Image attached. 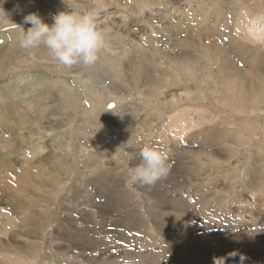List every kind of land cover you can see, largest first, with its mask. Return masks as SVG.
<instances>
[{"label":"rangeland","instance_id":"1","mask_svg":"<svg viewBox=\"0 0 264 264\" xmlns=\"http://www.w3.org/2000/svg\"><path fill=\"white\" fill-rule=\"evenodd\" d=\"M60 1L63 2L65 6L69 7L73 11H77L78 13H88L93 11L97 13L96 26L97 29L105 37L107 43L109 42V50H102L100 52L98 56V58L100 59H97L98 62L96 61V64L94 63L95 65H97L98 63V68H96L93 64V72L95 73L91 72L92 76L90 75L91 73H89L90 70L87 68V65L77 63L74 66H78L81 68V72L78 73L79 77L76 74L78 77V81L84 73L87 75V77L89 76V80H87V82H89L90 85L98 84V87L102 85H104L105 87H101V90L97 89L99 94H97L96 91H93L94 89L92 87H90V89L83 88V85L81 86L78 81L72 82L70 85L72 87H68V89L65 86L64 88H62L64 92L72 94V96L80 103L78 102L76 105V107H78L76 108L77 111L75 113V121L70 125V129L75 130V132L70 136L67 135L68 133H61L62 136L58 133L62 140L59 139V141H57L56 139V141L52 143L53 147H47V149L50 151V153L48 154H50L51 156V152H53L54 156V152L57 151L56 155L58 157L59 164H57L58 166L56 165V167L59 169L61 176L59 177L58 182L56 181L57 183L52 182L47 186H40V188L37 187L36 184L30 186L31 182H29L30 191L28 197L25 199H27V205L30 203V211L28 212L27 210H24V219H19L18 211L15 212L16 214L11 211L15 215H10V217L13 220L18 221L17 224H19L20 226V231H17V226L15 228L13 227L12 229L10 225H7L11 228V230L10 228H7V230L10 231H0V241L8 249H12L13 247L24 248L26 246L29 254L31 255V258H25L26 261L28 260V263H25L23 259H19L22 260L23 263L16 262L15 260L5 261L1 257L3 254L0 253V264H33L34 262H36L34 264H117L121 260L124 262L123 264H132V259L127 258L131 253H133L134 259L138 261L137 264H145L146 262H148V264H152L151 260L140 262L143 254L150 255L155 259H160V261H163V263L167 262V264H264V247L254 252L255 249H253V247H250V241H246L245 243L242 242L244 244L243 245L241 243L243 245L242 246L240 245V243L238 244V242L233 240L237 237H248L249 235L258 233V231H264V157L261 163H257L256 165L253 163L256 158L255 154H262L264 156V108H262L264 107V103L258 105L259 107H255L253 110L254 112L249 111L248 113L239 114L235 111H232L231 108L221 100L225 99L226 97H233L235 95L237 84L232 81H229L228 83H220L218 86H216V91L212 93L209 92L207 87V82L210 78L209 65L206 60H203L195 68V72L198 71L200 73L198 82H196L197 79L195 77H188L185 73H181L180 81H172L170 73L174 71L175 66L172 62L168 60L166 61V59L165 61L162 60H164L165 58L164 55L173 52V48H175L176 51H179L181 49L180 43L176 42V46L174 47V39L165 37L163 44L160 46L164 50H161L158 47V42L156 41L162 35L160 33V36H157L159 35L157 32L160 26H166L165 24H163L164 21L160 16L161 14H164L167 18H171L172 22L177 23V21L181 22V14L184 12L182 14V18L184 17L185 22L187 24H190V27L188 33H183L182 36L188 35L198 37L203 35L208 40L211 34L217 32L215 30L211 33L210 28L218 29L217 26L222 25V22H218V20L222 19V16H225L226 19L228 18L227 20L231 21V23L232 21L236 22L243 16L245 17V19L255 18L258 16L262 17L261 19L264 20V0H171L172 4L170 5H168L165 0ZM6 9L9 10V8ZM245 9L249 10L250 13H242ZM49 12L50 13L46 12V16H48V18H46L47 21L49 20L51 25L53 23L52 16L56 13H53L51 11ZM188 12L190 13L189 15ZM189 16L191 18H189ZM172 27L174 26H171L170 28ZM222 29L223 27H221L220 31H222ZM172 34L173 33L170 32L169 36L173 37ZM235 34L236 33L234 31L231 32V35L235 36ZM124 35L125 37L128 35V38H124ZM182 36L179 35L180 38H183ZM186 52L188 51L186 50ZM4 55H8V51ZM146 56L148 57V59H145L143 63L148 64V67L143 68L142 61L141 65H139L142 67H137L138 70H142L141 72L143 74L141 72H138L140 73L138 75H135V73L132 74L129 70H127V68H125V70L123 69L121 72H118L119 74L113 73L111 75L108 72H103L105 69L104 67L108 69L109 64L112 61L121 60L122 64L130 65L133 59L142 57L140 60H143ZM14 58L17 61L11 63V65L14 66L15 69H17V72H19L20 75L23 73L21 75V78L24 79L25 77L26 80L31 79V77L28 76L33 68H28V62L31 63V61L33 60L32 57L30 55H27L24 58L17 53ZM102 61L103 63H101ZM104 62L108 64L106 65V63L104 64ZM38 63H41V60H39ZM163 63H165L170 73L167 72L166 75L159 76L161 71L164 70L165 67ZM238 67L242 68L243 70L248 68L247 65H245L244 67V65L242 64H240V66ZM134 68L136 69L135 65ZM148 70L150 71L149 75L147 74ZM262 71L263 70H260L264 78V71ZM48 72H50L49 69ZM121 73L122 77L120 75ZM55 74L56 73H53L52 75ZM168 74L170 76H168ZM58 76H60L59 79H63L61 78V74H58ZM111 76L114 78H111ZM37 78L38 77L36 76V74H34V77H32V79L34 80H36ZM90 78H93V80L91 79V81ZM108 78H111L112 80L114 79L116 81L119 79L117 81L119 83L117 85L118 88L116 91H125L126 93H129L122 94V96L116 95L115 97L114 95L113 97H109L111 91H108L106 88L109 89V84L112 80ZM155 78H162L164 82H168V87L166 86L167 90L165 92L163 90L159 92L156 86H152L150 84V81ZM64 79L66 82H69L70 77L66 76ZM95 82L97 83L95 84ZM98 82H100L101 85H99ZM183 83L186 86H196V94L203 93L204 102L200 103L199 106L197 105V107L200 109H206L208 111V118L205 117V120L202 123H194L193 121L189 120L191 119V116L196 117V121L199 120V118L195 114L190 112L185 116L184 124L192 126V128H195V126H197V130H200L203 126H206L208 128L212 125H218V134H223V136L212 137L210 139L209 147L205 148H211L210 150H213L214 152L204 151L201 154H196V151L200 149H193L189 151L191 152L190 159H192L193 162L199 164L200 166L199 172H197V174L199 176H204V179L207 176L209 177L204 181H195L196 183L193 181L192 185H190L191 183L188 182L192 178H190L191 176H189V174L183 170L186 166L185 164L188 165L190 161L187 160L184 162L183 156L173 159H169L167 156L170 163H167L168 170L166 175L160 177L152 185V187L145 186L143 188V190H145L144 192L139 188V183L133 184L129 181V169L139 164V152L147 144V146H153L157 148L156 144L161 145L160 142H163V144L168 146L169 149L171 148V141L178 135H176L175 133L171 134V132L167 130L166 124L168 123L169 119L172 116L177 115L182 108L191 106L190 104L185 103L181 106L174 105L172 107L163 109H160L162 107H159L157 109V106H153L151 103H155L156 105L157 103L161 102L162 97L166 95L170 98L171 94H174V96L172 97L176 99V97L178 98V95L190 94L187 91L183 92L182 88H180L181 91L178 90L179 86H181ZM16 84L13 88L16 95L18 96L22 94V96H26V93L20 81ZM1 87L2 84L0 85V88ZM73 89L75 91H78L79 94L75 93ZM18 90H21L22 93L18 92ZM2 91L6 90L0 89V92ZM6 92L10 93V91ZM46 93L51 94V90L47 91ZM87 94H96L99 100H102V102L98 106L99 111L96 110L92 114V116L89 115V117H86L85 120H83L84 116L82 113L84 111V108L87 110V108L89 107L87 106L88 103H85ZM115 98L117 99V101L118 99H121L120 104H116V107L112 111L108 110L107 113H101L104 105L109 106L110 103L115 102ZM147 105H152V107L158 110V113L160 112L163 114L162 119L158 122V126L161 128L163 127L159 133H157V129H154L152 127L149 128L150 130L145 128L139 130V127L141 128L140 120L141 117L144 116V111L151 109V107H148ZM120 107L121 110L128 107L127 113L129 115L131 113L132 115L130 116L132 117V119H136V124L133 125L128 131H125L122 128L121 123L113 122L116 120L115 118L112 119L113 113ZM198 108L192 109L193 111H196ZM27 112L30 118L34 119L36 107L32 105L27 109ZM2 114V108H0V115ZM217 116H219V119ZM9 117L10 115L8 116V118ZM214 118L217 119L215 120ZM156 121H158V118L155 120V123ZM249 126L253 127L251 131ZM137 128L139 132H133ZM164 128L167 131H165ZM188 131H190V129ZM194 133H196V131L191 132L187 136V138H189ZM153 134L154 137L152 136ZM234 134L235 138H230ZM224 137H226L227 139L224 140ZM89 138L92 139V142L87 145L91 153H87V151L82 150ZM182 140H180V142ZM64 141L69 142L67 143ZM197 141L199 142V144H202V139L198 138ZM148 142L152 144H149ZM180 144L185 145L186 147L190 145L187 144L186 141L185 143H183L182 141ZM215 144H218V146H215ZM59 145L63 147H59ZM1 147L2 152H4V144ZM195 147H197V145H195ZM105 149L110 152L109 159H103L100 163H94V165H90L87 168L83 167L82 159L89 158L90 155L99 154L102 150ZM168 151L169 150L166 149L164 153L167 154ZM23 153H28L26 145H23L17 152V156H21V162L23 161ZM13 155L15 156V154L11 155L12 158L14 157ZM66 155H68V160L66 158ZM46 158H48V155L44 156L42 159ZM7 160V157L1 158L3 164H5L4 162H7ZM14 161L15 159L11 162L13 169L20 170V166L15 165ZM182 163L183 165H181ZM49 166L51 167V164H45L44 168L47 169L49 168ZM174 167H176V169H179V171L182 173L171 174ZM47 170L49 173L51 172V169ZM106 170H112L110 173L108 172L110 177H106V180L103 181V184L99 186L101 177H97L95 172H101L104 174ZM255 170H258L261 174V180L259 181L260 184L258 185L253 183V172ZM3 171L5 170H0V195L2 192H4L5 195L4 202L0 203V208H5V211L6 209L11 210V206L13 205H18L19 203L16 202V200L20 199L21 201L22 198H18V187L12 182L14 181L15 183H17L16 179H14V175L11 178L10 170L4 172V174L6 175L2 174ZM219 171H223V174ZM48 172L46 171L50 179L51 176L48 174ZM221 174L224 175V177H222ZM199 176H197V178H199ZM41 177L42 174L37 178ZM164 177H166V180ZM170 177L174 180L169 179ZM4 178H9L10 187L6 188V186L4 185ZM176 180L178 182H176ZM184 181H187V187L184 185ZM116 182H118V184L120 183V185L122 183L124 187L119 188L118 186V188L116 189ZM171 183L173 184L171 185ZM108 184H110L112 187L108 186ZM158 186H160L161 188H158ZM103 187L104 189H102ZM155 187L158 189H156L157 191L155 190ZM149 188L151 189L150 191H152L150 193L148 191ZM178 189L181 190L180 193L176 191ZM164 190L166 191V193ZM108 191L113 192L110 193ZM116 191L117 193H115ZM154 191H156L157 193ZM120 192H128L130 194L131 198L128 205L127 203L120 204L116 202L120 199L118 198ZM95 194L97 195V197ZM173 194L174 197L179 194L181 199H185L187 197L185 200L189 201L188 207L190 208V214L194 217L192 222L193 224L194 222L196 224L193 226V228L190 227L192 228V230L189 228V231L194 230L195 232H199L201 234H207V231H217L218 234H220L221 232H230L228 235L219 236L217 239L219 241H229L230 245L227 248L230 247L229 251L236 252L235 257H238L239 255H237V253H240L242 251V254L240 253L239 257L240 259H236L235 261H233L234 256H232V253L228 252L229 257L226 261V248L219 243L208 246V248H204L202 246V248L200 245H194V242L192 241L191 244L193 246V250L190 254H186L187 252L182 249L186 248L183 246V244H179L180 246L182 245V248L180 249L181 251L179 250V253L177 249H174L172 250V252H164L163 256L161 257L160 249L168 247L166 246L167 241L164 238L163 234H160L156 225L152 221H149L148 212H146V209L148 207L151 208L153 212H159L155 207L156 202L158 204V201H162L161 205L163 207H166L163 202L173 198ZM162 195H165L166 197H163ZM110 196H112L113 198V201H111L112 205L115 199V203L118 206L111 208L110 211L105 214L101 213L100 211L99 213L96 210V207H98L99 209L100 206H105L107 200H111L109 199ZM94 204L96 205L95 207ZM221 204L228 205L231 211H227V213L223 211ZM125 210L127 211V213ZM163 212L166 215L168 214V211L166 210H163ZM134 214H137V218L144 221L147 225H150H148V229H135L136 217H133ZM139 214L141 215V217ZM92 215L94 216L92 217ZM0 216L2 215L0 214ZM29 217L31 218L30 224L27 223V219ZM242 217H245V219L243 220ZM254 217L256 218L254 219ZM169 220L166 219V223H168L169 228L171 227V229H174L176 231L177 227L179 228L178 230L181 231V229L183 228V224L179 223L178 226H176L173 224H169ZM242 222L245 223L243 224ZM24 223L26 224L22 227ZM117 224L121 225L122 227ZM0 226H4V224H1ZM85 226L88 228H86ZM116 227L118 229H116ZM115 229L117 231L119 230V234ZM81 231L84 233H82ZM131 231H138L140 233L133 235ZM145 231H148L149 233ZM125 232H129L127 233L128 235H125ZM110 233L112 235H110ZM96 234L98 236L101 234L100 237L103 239L100 238V240H98L99 237ZM115 234L119 235V237ZM62 235H66V237H63ZM132 235L134 236L135 241L128 246L124 239L126 237L131 238ZM73 238L76 240H74ZM142 244H146V246L144 247V245ZM233 248L236 251H234ZM250 250H253V252H251ZM174 251H176V253ZM64 253L66 254V257H63ZM230 256H232V258ZM242 256L243 260L241 259ZM124 257L127 259V261ZM104 258H106L107 261ZM128 259L130 261H128ZM182 259L184 260L182 261Z\"/></svg>","mask_w":264,"mask_h":264},{"label":"bare ground","instance_id":"2","mask_svg":"<svg viewBox=\"0 0 264 264\" xmlns=\"http://www.w3.org/2000/svg\"><path fill=\"white\" fill-rule=\"evenodd\" d=\"M165 2L168 5L172 4L171 0H165ZM0 7H2V10L8 15L10 22L16 24L17 26L22 27L25 31H27V29L29 27H31V25L22 24V20H23L24 15H27L30 13H37L43 19V21L45 23L50 25L49 20L47 21L48 16H46L47 15L46 12L50 13L49 11H51V12L57 14L58 12H61V11H66V12L73 11L69 7L65 6V4L63 2H61L60 0H6V2H4L2 5H0ZM6 8H9V10H7ZM187 11H185V12H187ZM74 12H77V11H74ZM242 13H250V11L245 9V10H243ZM182 14H181V22L177 21V23L172 22L171 18H167L164 14L160 15L164 21L163 24H165L168 27H166V26L164 27V25H161L160 28L158 29L157 33L159 35H157V36H160V33L162 34L161 37L156 40L158 42V43L156 42L158 44V47L161 50H164L160 46L163 44L165 37H168L169 39L170 38L174 39V47L176 46V42L180 43L181 49L179 51H176V49L173 48V52L170 54L164 55L165 58H164V60H162V61H165V59H166V61L168 60L174 64L175 68H174V71L172 73H170L168 68L166 67V65H165L166 62L163 63L165 65V67H164V70L161 71L160 75L157 72L156 73L159 76H161V75H166L167 72H169L171 74L172 81L177 80V82L181 80V78H180L181 73H185L188 77H195L197 79L196 82H198V77H199L200 73L198 71L195 72L196 71L195 68L203 60H206L208 62V65H209V77L210 78H209V81L207 82V87H208L209 92L212 93V92L216 91V88H217L216 86H218L220 83H228L229 81H232V82H235L237 84V88L235 89V95L233 97H226L225 99L221 100L224 103H226V105H228V107H230L232 111H235L239 114L248 113L249 111H253L254 108L257 107L258 105L264 103V78H263L262 73L260 72V70L264 71V43H256V42L252 41L250 39V34L248 31V29L252 25H254L258 22L264 21L261 19L262 17L257 16L255 18H246L245 19V17L243 16L242 18H239L236 22L232 21V23L235 22L232 24L231 21L227 20L228 18L226 19L225 16H222V19L218 20V22H222V25L217 26L218 29L210 28L211 33L215 30L217 32L211 34L210 38L207 40L203 35L198 36V37H193V36H188V35L182 36L183 33H186V34L188 33L189 27H190V24H187L185 22L184 17L182 18ZM189 14L190 13L188 12V15ZM254 16H256V15H254ZM189 18H191V17L189 16ZM10 22L7 20L6 15L0 13V85L2 84V87L0 89H5L6 91H10V93H8L6 91L0 92V108H2V113H3L2 115H0V170L1 169L5 170L2 172V174H4V172L10 170L11 171V178L14 175V177H15L14 179H16L17 183H15L14 181H12V182L14 183V185H16L18 187L17 195H18V198H22V200L20 201V199H17L16 202H18L19 204L11 206V210L6 209L4 211L5 208H0V214L2 215V216H0V225L4 224V226H0V231H10L11 228L13 229V227L15 228L16 226L18 227L17 231H20V226H19V224H17L18 221L13 220L10 217V215H15L16 214L15 212L18 211L19 219H24V217H25L24 210H27L28 212L30 211V208H31L30 203L27 205V199H25L28 197V194L30 191V186L36 184L37 187L40 188V186L44 187V186L51 184L52 182H54V183L58 182L61 174H60L59 169L56 167V165L59 164L58 163L59 160H58V157L56 155L57 151L54 152V154H55L54 156H53V152H51L52 156H53L52 157L50 154H48V153H50V151L47 149V147H53L52 143L54 141H56V139H57V141H59V139H61L59 136V135H61V133L62 134L68 133L67 135L70 136L72 133L75 132V130L70 129V125L73 124L75 121V116H76L75 113L77 111L76 108L78 107V106L76 107V105L79 101L76 100L72 96V94H69L68 92H64V90L62 88H64V86L67 89H68V87H72V86H70L71 83L74 81H78V77H79L78 73L81 72V68L78 66L73 65L72 67L68 68V67H64L63 65L58 64L55 60L52 59V57L50 56L47 49H45L43 46H40L36 49H32L29 51H25L24 49L20 48L19 44H18V39H19V36L21 34V30L16 25H14ZM158 23H159V21H158ZM169 24H170V26H169ZM171 26H174V27L170 28ZM221 27H223L222 31H220ZM233 31L236 33L235 36L231 35V32H233ZM134 32H135V30H134ZM170 32L173 33L172 34L173 37L169 36ZM135 34H136V32H135ZM179 35H181L183 38H180ZM124 38L127 39L128 35L126 37L124 35ZM117 50H118V48H117ZM186 50L188 52H186ZM7 51H8V55H4ZM17 53L20 54L24 58L27 55H30L32 57L33 60L31 61V63L28 62V64H29L28 68H33V70L30 72V74L28 76V77H31V79L26 80L25 77H24V79L21 78V75L23 73L20 75L19 72H17V69H15L14 66L11 65V63H14L17 61L14 58V56ZM141 58L142 57H140L138 59H133L131 61L130 65L122 64L121 60L120 61L119 60L112 61L109 64L108 69L106 67H104L105 69L103 72L104 73L108 72L111 75L113 73L119 74L118 72H121L123 69L125 70V68H127V70H129L132 74L135 73V75H138V74H140L138 72L142 71V70L140 71V69L138 70L139 67H142V66H139V65H141V61L143 64V68L148 67L147 66L148 64L143 63L145 59H148V57L146 56L143 60H140ZM98 59H100V58H98ZM39 60H41V63H38ZM97 62H98V60H97ZM156 62H158V61H156ZM159 62H161V61H159ZM101 63H103V61ZM105 63L106 62H104V64ZM95 64H96V62H95ZM107 64L108 63H106V65ZM152 64H154V63H152ZM158 64H160V63H158ZM240 64L244 65V67H245V65H247L248 68L243 70L242 68L238 67V66H240ZM134 65L136 66V69L134 68ZM25 66H27V65H25ZM25 66H23V67H25ZM97 66H98V63H97V65H95V67L98 68ZM87 68L90 70L89 73L93 72V65H87ZM48 69L50 72H48ZM146 72H147V69H146ZM149 72L150 71L148 70V73H147L148 75H149ZM53 73H56V74L52 75ZM93 73H95V72H93ZM97 73H99V72H97ZM34 74H36V76L38 77L36 80L32 79V77H34ZM58 74H61V78H63V79H59L60 76H58ZM76 74L78 75V77ZM90 75L92 76V73ZM120 75L122 77V73ZM66 76L70 77L69 82L65 81L64 78ZM93 76H95V75H93ZM168 76H170V75L168 74ZM88 77L86 74L83 73L82 77L78 81L79 84H81V86L83 85L82 87L87 88V89H90V87H92L94 89L93 91H96V93L99 94L98 90H101V87H105V86L102 85V86L98 87V84L97 85H90L89 82H87V80H89ZM111 78H114V77L111 76ZM111 78H108V79H111ZM91 79L93 80V78H90V80ZM7 80H9V81H7ZM19 81L24 88L26 96H24V95L22 96V94L17 96L15 91L13 90L15 84ZM117 81L113 79L109 84V89L106 88L108 91H111L109 97H111V96L113 97L114 95H115V97H116V95L122 96V94L129 93V92L126 93L125 91H119V92L116 91L118 88L117 85L119 83ZM2 82H4V83H2ZM96 83L97 82H95V84ZM98 83H99V85H101L100 82H98ZM167 83L168 82L167 81L164 82L162 80V78H160V79L155 78L152 81H150V84L152 86H156L158 88L159 92L162 90L165 92L167 90V88H166ZM174 85H175V82H174ZM180 88L183 89V92L187 91L190 94L178 95V98L176 97V99H174V97H172V96H174V94L173 95L171 94L170 98L166 94H164L166 96H163L162 100L160 99L161 102L157 103L156 105H155V103L154 104L151 103L153 106H157L156 107L157 109L159 107H162L160 109H163V108H167V107H172L174 105L181 106L185 103H188L191 105L190 107L182 108L178 112L177 115H174L172 117L170 116L171 118L169 119V121L167 120L168 121V123L166 124L167 130L170 131L171 134L175 133L176 135L179 136V137L176 136V138L171 141V143H170L171 148L169 149L168 146L163 144V142H160L161 145L160 144H156V145H157V149H158V147H159V149L161 147L160 150H162V152H164L166 149L169 150L167 154L165 153L169 159H173L176 157L178 158L180 156H183L184 162L187 160L190 161V163L188 165L187 164H185L186 166L184 165L185 167L183 170L186 171L189 174V176H191L190 178H192V179L189 180L188 183H191L190 185H192L193 181L194 182L200 181V180L204 181V180H206V178L208 179L209 176L206 175L207 177L204 179L203 178L204 176H199L197 174V172H199L200 166H199V164L193 162L192 159H190L191 152H189V151L193 150V149H200V150L196 151V154H201L204 151L214 152L213 150H210L211 148L210 149H205V148L209 147L210 139L212 137L223 136V134H221V135L218 134V130H219L217 128L218 125H212L211 127H208V128L206 126H203L200 130H197V126H195V128H192V126L184 124V122H185L184 118L190 112L195 114L199 118V120L196 121L195 120L196 117H194V116H191V119H189V120L193 121L194 123H202L205 120V117L208 118V111L206 109H203V108L200 109L197 107V105L199 106L200 103L204 102L203 101L204 98H203V93L196 94V89H197L196 86H190V85L186 86L183 83L181 86H179L178 90H180ZM50 90H51V94L46 93L47 91H50ZM65 91H66V89H65ZM67 91H69V90H67ZM18 92H21V90L20 91L18 90ZM75 93H78V91H75ZM118 101H117V99L115 100L116 104H120L121 99H118ZM101 102H102V100H99V98L97 97L96 94H93V95L87 94V98H86L85 103H88L87 106H89V107L87 108V110L84 108V111L82 113L84 116L83 120H85L86 117H89V115L92 116V114L96 110L99 109L98 106L100 105ZM32 105H34L36 107L34 119L30 118V116L27 112V109L29 107H31ZM152 105L151 106L147 105L148 107H151V109L144 111V116L141 117V120H140L141 121V128L139 127V130H141L143 128L149 129L150 127H152L154 129H157V131H158L157 133H159L163 127L162 128L159 127L158 122L162 119L163 114L160 112L158 113V110L156 108L152 107ZM107 106L108 105H106V106L104 105L101 113H105V112L107 113L108 112ZM127 108L121 110V107H120L119 109L114 111L113 117H112V119H114V118L116 119L113 122L121 123L122 128L125 131H128L133 125L136 124V119H134V118L132 119V117L130 116L132 114L130 113V115H129L127 113ZM192 108H198V109L196 111H193ZM211 108H210V110H211ZM262 108H264V107H262ZM129 109H130V106H129ZM9 115H10V117L8 118ZM217 117L219 119V116H217ZM157 118H158V121H156V123H155V120ZM214 119L216 120L217 118H214ZM236 125H237V123H236ZM240 127H241V125H240ZM249 128H250V131L253 129L252 126H249ZM189 129H190V131H188ZM139 130L137 128L133 132H137V131L139 132ZM167 130L165 129V131H167ZM193 131H196V133H194L189 138H187V136ZM58 133H59V135H58ZM85 133H86V131H85ZM251 133H250V135H251ZM161 134H160V136H161ZM91 135H93V134H91ZM152 136L154 137V134ZM198 138L202 139V144H199V142L197 141ZM230 138L234 139L235 134L232 135ZM63 139H65V138H63ZM182 139H185V140H182ZM223 139L226 140L227 138L224 137ZM180 140H182L183 143H185V141H186L187 144H190V145H188L187 147L185 145H181L180 143L182 141L180 142ZM25 142H26V144H25ZM64 142H67V141H64ZM91 142H92V139L89 138V140H87V143L85 145L90 144ZM3 144H4L3 149L5 150L4 152H2V147H1ZM149 144H152V143H149ZM23 145H26V149H27L28 153L22 154V160L23 161L21 162L20 161L21 156H17V152H18V150H20V148ZM85 145H84V148L81 147L82 150L87 151V153H91L90 149L88 148V145L87 146H85ZM195 145H197V147H195ZM215 146H218V144H215ZM59 147H63V146L59 145ZM12 151H14V152H12ZM51 151H52V149H51ZM11 152H12V154H15V156L13 155L14 156L13 158L11 156L12 155ZM47 155H48V158L42 159L44 156H47ZM4 156L7 157V159H8L7 162H4L5 164L2 163L3 161H1V158H5ZM67 156L68 155H66V158H67ZM214 156H216V155H214ZM255 156H256V158L253 161V163L255 165L257 163H261L264 156L262 154H255ZM109 157H110V152L106 149L102 150L99 154L90 155L89 158L82 159L83 167L87 168L90 165H94V163H100L103 159H109ZM90 158H92V159H90ZM168 158H167V160H168ZM14 159H15L14 164L17 166H20V170H14L13 169L11 162ZM67 160H68V158H67ZM168 161H167V163L169 164L170 161L169 162ZM138 163H140V159H138ZM45 164H49V165L51 164V167L49 166V168H47V169H51L50 173L48 172L47 169L44 168ZM181 165H183V163ZM180 169H182V168H180ZM44 170H46L48 172V174L51 176L50 179H49V176L47 175L46 171H44ZM111 171L106 170V172L104 174L101 172H95L97 177H101V179H100L101 181L99 180L100 181L99 186H101V184H103V181L106 180V177H110L108 172L110 173ZM219 172L223 174V171H219ZM176 173L178 174V173H182V172H180L179 169H176V167H174L171 174H176ZM41 174H42V177L37 178ZM253 174H254L253 183L256 185L260 184L259 183V181L261 180L260 172L258 170H255L253 172ZM4 175H6V174H4ZM169 176H171V175H169ZM197 176H199V178H197ZM167 177H168V175H167ZM222 177H224V175H222ZM164 178L166 180V177H164ZM210 178H212V177H210ZM169 179H171V177ZM177 180H176V182H178ZM9 181H10L9 178L3 179V183L6 186V188L10 187ZM29 182H31L30 186H29ZM184 182H181V183H184ZM186 182L184 183V185L187 187ZM172 184L173 183H171V185ZM95 185H96V183H95ZM121 185H122V183H121ZM121 185H120V183L118 184V182H116V189L118 188V186H119V188L124 187V185H122V186ZM184 185H181V186H184ZM89 186H92V185H89ZM108 186H111V185L108 184ZM145 186L152 187V185L140 184L139 188L145 192V190H143V188ZM111 187H109V188H111ZM156 187H155V190L157 189ZM159 187L160 186H158V188ZM180 188H182V187H180ZM102 189H104V187ZM152 189H154V188H152ZM150 190L151 189L149 188V190H148L149 193L152 192ZM123 191H124V188H123ZM148 191H146V192H148ZM156 191H154V192H156ZM166 191H167V189H166ZM166 191H165V193H166ZM176 191L179 193L181 192V190H179V189ZM108 192L111 193L113 191H108ZM115 193H117V191ZM4 195H5V193L2 192L0 195V203L4 202ZM110 195H112V194H110ZM91 197H92V195H91ZM96 197H97V195H96ZM96 197H94V198H96ZM163 197H166V196L164 195ZM118 198H120L119 201L118 200L116 201L114 199V203L112 205L111 201H113L112 200L113 198H112V196H110L109 199H111V200H107L106 203L104 202L105 206L102 205V206H100L99 209H98V207H96V210L98 212L100 211L101 213L105 214V213L109 212L111 208L118 206V205H116L115 201L117 203H120V204L121 203H127V205H128L131 196L128 192H124V193L120 192ZM185 199L184 198L181 199L179 194L174 197V194H173V198L169 199L168 201L163 202V204H165L166 207H163L161 205L162 201H158V204L156 202L155 207L158 209L159 212H157V213L153 212V210L151 208H148V207L146 209V212H148L149 221L150 222L152 221L156 225L160 234H163L164 238L167 241L166 246H168V247H166L164 249H160L161 257L163 256L164 252H166V251L172 252V250H174V249H177L178 253H179V250L182 248V245L180 246L179 244H183V246L187 250L184 248H182V249L185 252H187L186 254H190L193 250V246L191 244V241H192V242H194V245L197 244V245H200L201 247L203 246L204 248H208V246L214 245L215 243L216 244L219 243L220 245L224 246L227 249V250L225 249V252L227 254V257H225L226 261L229 257L228 252L232 253V256H234L233 261H235L236 259H240L239 257H240V253L242 254V251L240 253H237V255H239L238 257H235L236 252L229 251L230 247L227 248L230 245L229 244L230 242L226 241V240L219 241L217 239L219 236H226L230 232H224V233L221 232L220 234H218L217 231H207V234H205V233L201 234L199 232H195L194 230L193 231L188 230L190 227L193 228V226L196 224H195V222H194V224L192 222L194 217L191 216V214H190V208L188 207L189 201H187ZM95 206L96 205L94 204V207ZM221 206L223 208V211H225L226 213H227V211H231L228 205L221 204ZM123 207H126V206H123ZM163 210L168 211V214L166 215L163 212ZM11 211H13L15 214H13V212H11ZM126 213H127V211H126ZM141 213H143V212H141ZM90 215H91V213H90ZM93 216L94 215H92V217ZM134 216L136 217L135 229H138V230L142 229V228L148 229L149 224L147 225L144 221L137 218V214H134L133 217ZM140 217H141V215H140ZM111 218H113V217H111ZM242 218H243V220L245 219V217H242ZM255 218L256 217H254V219ZM166 219L167 220L170 219L169 224H173L176 226H178L179 223L183 224L182 225L183 228L182 229L180 228L181 231H179L178 230L179 228H177V227H176V231L174 229H171V227L169 228L168 223H166ZM86 220H88V219H86ZM27 223L28 224L31 223L30 217L27 219ZM25 224L26 223H24V225H22V227L25 226ZM84 224H86V223H84ZM7 225H10L11 228L8 227ZM117 225H119V224H117ZM71 226H72V224H71ZM119 226H121V225H119ZM7 228L8 229L10 228V230H7ZM86 228H88V227H86ZM125 228H123V229H125ZM192 228H190V229L192 230ZM116 229H118V228L116 227ZM123 229H122V233H123ZM125 230H127V229H125ZM72 231H70V232H72ZM204 231H205V229H204ZM92 232H94V231H92ZM117 232L119 234V230ZM145 232L149 233L148 231H145ZM82 233H84V232H82ZM127 233H129V232H127ZM127 233L125 232V235H128ZM131 233L133 235H135L137 233L139 234L140 232L131 231ZM247 233H249V232H247ZM113 234H114V231H113ZM56 235H58V234H56ZM100 235L99 236L97 235L99 237L98 240H100V238H101ZM110 235H112V234L110 233ZM133 235L131 238L125 236L126 238L124 239V241L126 242V244L128 246H129V244H132L135 241V238ZM64 236L66 237V235H64ZM116 236L119 237V235H116ZM101 239H103V238H101ZM67 240H68V238H67ZM74 240H76V239H74ZM81 240H82V238H81ZM233 240L238 242V244L240 243V245H242L246 241H250V243H249L250 247H253V249H255L254 252H256V251H258V249L264 247V231H261V232L258 231V233L249 235L248 237H237V238H234ZM142 245H144V244H142ZM145 246H146V244L144 245V247ZM234 251H236V250L234 249ZM174 252L176 253V251H174ZM251 252H253V250ZM0 253L3 254L1 257L5 261L15 260L16 262L23 263L22 260H19V259H23L25 261V263H28L27 262L28 260L26 261L25 258H27V259L31 258V255L29 254L26 246L24 248L13 247L12 249H8L5 245H3L1 243V241H0ZM110 256H108V257H110ZM232 256H230V257L232 258ZM63 257H66L65 253L63 254ZM127 258L132 259V261H133L132 264L138 263V261L134 259L133 253H131L130 256ZM104 259H106V258H104ZM148 260H151L152 264H167V262L163 263V261H160V259H155V258H152L150 255H145V254H143L140 262L141 261L144 262V261H148ZM183 260L184 259H182V261ZM106 261H107V259H106ZM121 261L117 264H123L124 263L123 261L122 262ZM126 261H127V259H126ZM128 261H130V260L128 259ZM34 263H36V262H34ZM145 264H148V262H146ZM255 264H259V263H255Z\"/></svg>","mask_w":264,"mask_h":264},{"label":"clouds","instance_id":"3","mask_svg":"<svg viewBox=\"0 0 264 264\" xmlns=\"http://www.w3.org/2000/svg\"><path fill=\"white\" fill-rule=\"evenodd\" d=\"M6 0H0L2 5ZM0 13L8 15L0 7ZM95 11L88 13L61 11L52 16L51 25L45 23L37 13L23 16L22 24L31 25L25 31L22 27L18 39L19 47L25 51L43 46L53 60L64 67L77 63L93 65L102 50H109L103 34L97 29ZM250 39L264 43V21L252 25ZM140 163L129 169V181L133 184L153 185L167 173V156L153 146H144L140 152ZM243 260V257H241Z\"/></svg>","mask_w":264,"mask_h":264},{"label":"water","instance_id":"4","mask_svg":"<svg viewBox=\"0 0 264 264\" xmlns=\"http://www.w3.org/2000/svg\"><path fill=\"white\" fill-rule=\"evenodd\" d=\"M115 107H116V103H115V102H112V103H110L109 106H108L109 109H108V108H107V109H108L109 111H112Z\"/></svg>","mask_w":264,"mask_h":264},{"label":"crops","instance_id":"5","mask_svg":"<svg viewBox=\"0 0 264 264\" xmlns=\"http://www.w3.org/2000/svg\"><path fill=\"white\" fill-rule=\"evenodd\" d=\"M140 149H141V147H140ZM138 157H139V155H138ZM139 159H140V157H139Z\"/></svg>","mask_w":264,"mask_h":264}]
</instances>
